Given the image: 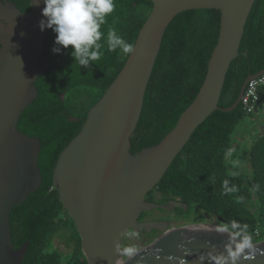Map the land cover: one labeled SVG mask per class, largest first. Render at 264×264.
Returning a JSON list of instances; mask_svg holds the SVG:
<instances>
[{
    "label": "trees",
    "instance_id": "1",
    "mask_svg": "<svg viewBox=\"0 0 264 264\" xmlns=\"http://www.w3.org/2000/svg\"><path fill=\"white\" fill-rule=\"evenodd\" d=\"M10 1L22 12L32 9V0ZM152 7L151 0L58 1L41 60L46 57L48 66L34 83L37 97L18 123L19 130L41 143L42 184L10 214L14 247L29 241L23 264H89L81 236L54 185V168L125 65ZM220 19L216 8L188 9L169 23L131 137L133 153L157 144L195 99L218 41ZM239 52L227 72L221 107L235 102L250 73L264 69V0L253 5ZM261 98L264 101V88ZM249 116L241 103L234 110L211 113L148 192L147 200L178 199L189 208H177L172 220L196 223L210 216L242 240H263L264 131L251 139L250 146L249 137L237 140ZM152 213L144 211L139 219ZM56 239L68 250L56 246Z\"/></svg>",
    "mask_w": 264,
    "mask_h": 264
},
{
    "label": "water",
    "instance_id": "2",
    "mask_svg": "<svg viewBox=\"0 0 264 264\" xmlns=\"http://www.w3.org/2000/svg\"><path fill=\"white\" fill-rule=\"evenodd\" d=\"M59 0H32L22 12L0 0V264H23L29 241L15 248L10 214L42 184L40 139L18 129L24 109L37 97L35 81L46 70L42 60L49 26ZM152 10L125 65L90 109L79 133L60 153L53 181L81 236L89 264H264V239L248 242L210 223L172 226L167 220H140L144 211L187 210L178 199L147 200L193 132L217 109L231 62L238 57L245 26L256 0H151ZM221 11L220 30L205 79L176 125L155 145L135 153L137 127L146 89L171 20L188 9ZM247 54V52H245ZM221 219V218H220ZM158 230L144 246L125 257L126 234Z\"/></svg>",
    "mask_w": 264,
    "mask_h": 264
},
{
    "label": "rangeland",
    "instance_id": "3",
    "mask_svg": "<svg viewBox=\"0 0 264 264\" xmlns=\"http://www.w3.org/2000/svg\"><path fill=\"white\" fill-rule=\"evenodd\" d=\"M259 108V113H255L254 116H256V114L260 117L261 121H249L251 124H246V122H244L245 124H243V126L241 127L240 131L238 132L239 135L237 136V140L240 142L242 140H244L245 138H248V140H251L252 138H255L259 132L264 131V105L263 103L260 104ZM263 119V120H262ZM248 135V136H247ZM254 140V139H253ZM253 140L250 141L249 146L252 145ZM154 212L156 211L157 214H167L170 217H173L171 215V213H173L174 215L178 214L177 212H172V211H164V210H160V209H154ZM199 214H202V212L200 210L196 211ZM207 220L201 222V223H210L213 224V226L218 225V223L215 221L214 218L210 217V216H206ZM188 223H183L182 221H174L172 222V226H181V225H186ZM158 235V234H156ZM154 235V236H156ZM154 236L148 234V233H130L129 232L126 234V236L123 239L122 242V255L125 257L126 255L131 254L132 252H134L135 250L139 249L140 247L144 246L147 242H149L151 239L154 238ZM55 245L58 246L62 251H67L68 249L65 246L64 241H62L61 239H56L55 240Z\"/></svg>",
    "mask_w": 264,
    "mask_h": 264
},
{
    "label": "built area",
    "instance_id": "4",
    "mask_svg": "<svg viewBox=\"0 0 264 264\" xmlns=\"http://www.w3.org/2000/svg\"><path fill=\"white\" fill-rule=\"evenodd\" d=\"M262 88H264V73L248 82L241 99V104L248 114H253L257 111L261 101Z\"/></svg>",
    "mask_w": 264,
    "mask_h": 264
},
{
    "label": "flooded vegetation",
    "instance_id": "5",
    "mask_svg": "<svg viewBox=\"0 0 264 264\" xmlns=\"http://www.w3.org/2000/svg\"><path fill=\"white\" fill-rule=\"evenodd\" d=\"M154 202L159 203V202H157V201H154ZM154 209H160V210H163V209H161V208H154ZM154 209H153V210H154ZM153 210H152V211H153ZM176 210H177V209H176ZM176 210H173L172 212H175V213H176ZM164 211L167 212V211H171V210H164ZM167 214H169V213H166V214H157L156 211H155V212L153 211L152 214L145 216L142 220H167V221H170V222H171V225H172V222H174V221H176V220H172V219H170V218H169L170 216H168ZM171 215L174 216L173 213H171ZM142 220H141V221H142ZM152 232H153V230H152ZM143 233H144V232H143ZM157 233H160V232L157 230Z\"/></svg>",
    "mask_w": 264,
    "mask_h": 264
},
{
    "label": "crops",
    "instance_id": "6",
    "mask_svg": "<svg viewBox=\"0 0 264 264\" xmlns=\"http://www.w3.org/2000/svg\"><path fill=\"white\" fill-rule=\"evenodd\" d=\"M264 105V101L261 100L260 104ZM260 104H259V107H260ZM261 108V107H260ZM260 111V110H259ZM259 111L257 112V114L259 113ZM256 114V116H253L252 118H249L246 120V124H251L249 121H261L260 117ZM263 120V119H262Z\"/></svg>",
    "mask_w": 264,
    "mask_h": 264
},
{
    "label": "clouds",
    "instance_id": "7",
    "mask_svg": "<svg viewBox=\"0 0 264 264\" xmlns=\"http://www.w3.org/2000/svg\"><path fill=\"white\" fill-rule=\"evenodd\" d=\"M261 100H262V98H261ZM260 102H261V101H260ZM260 102H259V104H260ZM240 103H241V102H240ZM259 108H260V107H259V105H258V109H257V111H256L255 113H257V112L259 111ZM255 113L250 114L251 116H249V118H252V117L254 116ZM249 118H248V119H249Z\"/></svg>",
    "mask_w": 264,
    "mask_h": 264
}]
</instances>
